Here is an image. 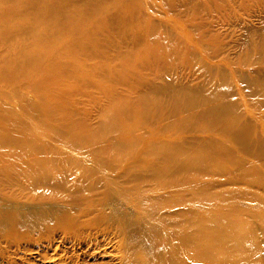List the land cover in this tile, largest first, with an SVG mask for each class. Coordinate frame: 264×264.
I'll return each instance as SVG.
<instances>
[{
    "label": "bare ground",
    "instance_id": "1",
    "mask_svg": "<svg viewBox=\"0 0 264 264\" xmlns=\"http://www.w3.org/2000/svg\"><path fill=\"white\" fill-rule=\"evenodd\" d=\"M42 3H27L25 12L43 19L34 24L9 20L19 19L22 5L0 7V61L23 71L0 65V100L18 98L17 89L11 94L5 89L24 77L17 81L23 85L18 87L24 90L21 98L35 93L41 101L25 106L35 118L45 114L48 125L56 128L53 134L64 135L55 122H61L62 99L69 94L57 91L69 88V77L88 76L77 48L89 32L83 11L68 5L62 18L59 11L55 18L46 17L38 8ZM169 99L179 101L173 95ZM217 104L201 112L196 99L179 107L195 111L209 131L231 134L242 152L260 160L262 154L249 143L254 138L249 127L228 118L229 109ZM17 126L28 134L24 124ZM70 138L62 141L67 149H58L55 139L26 145L17 139L2 142L12 149L0 154V264H15L11 255L21 251L35 254L41 264H257L252 251L258 240L250 221L261 216L257 220L264 235V210L237 202L244 195L194 174L190 160L195 145L220 152L213 141L166 145L139 137L130 143V151L117 153L111 152L114 148L84 150L85 142ZM215 186L219 191L212 190Z\"/></svg>",
    "mask_w": 264,
    "mask_h": 264
},
{
    "label": "rangeland",
    "instance_id": "2",
    "mask_svg": "<svg viewBox=\"0 0 264 264\" xmlns=\"http://www.w3.org/2000/svg\"><path fill=\"white\" fill-rule=\"evenodd\" d=\"M42 1L44 5L38 8L46 17L55 18L54 13L59 11L62 18L68 5L75 12L85 13L89 37L82 40L77 51L88 76L69 77V88L57 91L71 96L62 99V119L55 122L64 135L53 134L56 128L48 125L45 114L35 118L25 106L27 101L34 105L41 101L35 93L21 98L24 90L18 87L23 85L17 81L24 77L9 83L5 92L11 94L17 89L18 98L0 100V133L8 134L0 135V154L12 149L2 144L4 140L16 139L24 145L55 139L58 149H67L62 141L73 137L85 142L84 150L114 148L111 152L117 153L130 151V143L139 137L166 145L194 140L204 144L210 140L221 148L220 152L208 153L205 147L195 145L190 160L195 176L205 183L237 191L244 195L237 202L264 210V0ZM29 2L32 0H0V7L22 5L19 19L8 17L10 21H42L40 15L25 12ZM20 38L31 40L29 36ZM62 47L67 48V43ZM5 64L0 61V65ZM5 69L23 72L8 64ZM172 95L179 101L170 100ZM195 99L199 103L197 112L216 108L222 102L229 109L228 118L249 127L254 137L249 141L251 148L262 158L256 160L242 152L231 134L209 131L208 124L196 119L195 111L179 107ZM17 114L22 118H16ZM20 122L28 134L17 126ZM152 130L161 135H152ZM232 180L234 183H230ZM216 188L212 190L219 191ZM257 219L250 221L258 240L252 257L257 264H264V235L259 228L262 222ZM11 256L15 264H41L28 251Z\"/></svg>",
    "mask_w": 264,
    "mask_h": 264
}]
</instances>
